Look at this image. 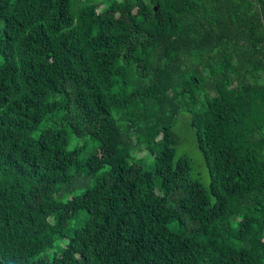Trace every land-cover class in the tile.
<instances>
[{"label":"trees","instance_id":"trees-1","mask_svg":"<svg viewBox=\"0 0 264 264\" xmlns=\"http://www.w3.org/2000/svg\"><path fill=\"white\" fill-rule=\"evenodd\" d=\"M0 22V264H264V0H0Z\"/></svg>","mask_w":264,"mask_h":264},{"label":"rangeland","instance_id":"rangeland-1","mask_svg":"<svg viewBox=\"0 0 264 264\" xmlns=\"http://www.w3.org/2000/svg\"><path fill=\"white\" fill-rule=\"evenodd\" d=\"M2 26L3 23L0 22V29L2 28ZM186 119L187 115L183 116L178 120L175 126V133L179 138V144L177 145V153H185L189 157L192 163V178L198 179V181L203 186H207L209 183L207 169L205 167L201 153L192 143V136L190 131L188 130ZM69 148H73V144H71Z\"/></svg>","mask_w":264,"mask_h":264}]
</instances>
